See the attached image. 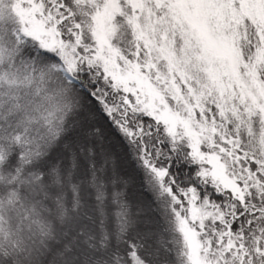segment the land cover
Instances as JSON below:
<instances>
[{
    "label": "snow or ice",
    "instance_id": "6c2138e0",
    "mask_svg": "<svg viewBox=\"0 0 264 264\" xmlns=\"http://www.w3.org/2000/svg\"><path fill=\"white\" fill-rule=\"evenodd\" d=\"M0 264H264V0H0Z\"/></svg>",
    "mask_w": 264,
    "mask_h": 264
}]
</instances>
